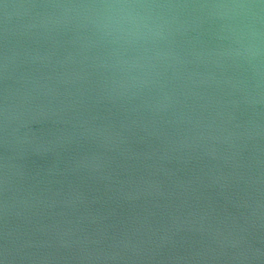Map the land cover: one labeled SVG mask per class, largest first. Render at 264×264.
<instances>
[{
  "label": "water",
  "instance_id": "1",
  "mask_svg": "<svg viewBox=\"0 0 264 264\" xmlns=\"http://www.w3.org/2000/svg\"><path fill=\"white\" fill-rule=\"evenodd\" d=\"M0 264H264V0H0Z\"/></svg>",
  "mask_w": 264,
  "mask_h": 264
}]
</instances>
